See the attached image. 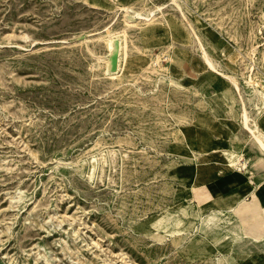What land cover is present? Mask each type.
I'll return each mask as SVG.
<instances>
[{"label": "rangeland", "instance_id": "rangeland-1", "mask_svg": "<svg viewBox=\"0 0 264 264\" xmlns=\"http://www.w3.org/2000/svg\"><path fill=\"white\" fill-rule=\"evenodd\" d=\"M243 110L264 0H0V264H264L218 183L264 158Z\"/></svg>", "mask_w": 264, "mask_h": 264}, {"label": "crops", "instance_id": "crops-1", "mask_svg": "<svg viewBox=\"0 0 264 264\" xmlns=\"http://www.w3.org/2000/svg\"><path fill=\"white\" fill-rule=\"evenodd\" d=\"M248 166V175L244 172L236 174L237 176L233 179L221 178L218 182L219 190H223L221 192L224 193L233 190L247 200L241 199L240 205L231 206L230 211L235 210L246 215L256 212L257 223L256 225L252 224L250 226L252 231H245V234L247 233L250 239L248 242H256L257 251L264 253V158L254 155L249 158ZM221 212L222 210L218 209V213Z\"/></svg>", "mask_w": 264, "mask_h": 264}, {"label": "bare ground", "instance_id": "bare-ground-1", "mask_svg": "<svg viewBox=\"0 0 264 264\" xmlns=\"http://www.w3.org/2000/svg\"><path fill=\"white\" fill-rule=\"evenodd\" d=\"M176 4V3H175ZM158 8V7H157ZM180 10V8H179ZM133 11V10H132ZM162 14V13H161ZM139 15V13H138ZM126 16H128V18H130L131 15H129L128 13H126ZM137 16V15H136ZM142 17V16H141ZM150 20V18H149ZM113 35V34H112ZM123 38V37H122ZM107 47L109 49V54H108V61H107V69L108 70H114V65L115 62L117 61V52L121 51V42L119 41V39L117 37H110L107 40ZM202 57L203 60L206 64V66L208 67V69L216 72L219 75L225 76L226 75L222 72H220L216 66V64L212 61V59L208 56V54L203 51L202 53ZM117 67H120L119 65H117ZM154 69V68H153ZM152 70V69H151ZM229 78V77H228ZM251 81V80H250ZM236 83V82H235ZM234 83V84H235ZM256 83V82H255ZM235 86L237 87V85L235 84ZM237 90V89H236ZM242 122L244 125V128L250 133V140H252L254 142V144L256 145V147L258 148V150H260L262 152V154H264V134L263 132H261L259 130V127L257 126L256 123H253L250 125L249 123V119L247 114L244 112H242ZM227 158H228V162L230 164H234L237 160H240V155H234L233 153H227ZM238 162V161H237ZM243 162V161H242ZM239 164V163H237ZM225 165V164H224ZM244 165V164H242ZM243 167V166H242ZM241 167V168H242ZM239 167H237V169H241ZM216 213H218V209H213L211 211V213L206 214L204 217H202L201 219L203 221H207L209 220L210 216L215 215ZM208 218V219H207ZM229 253V252H228ZM226 264H229L230 260L228 258H226Z\"/></svg>", "mask_w": 264, "mask_h": 264}]
</instances>
